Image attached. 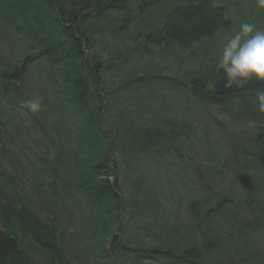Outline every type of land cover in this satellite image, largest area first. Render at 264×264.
<instances>
[{"label":"trees","instance_id":"1","mask_svg":"<svg viewBox=\"0 0 264 264\" xmlns=\"http://www.w3.org/2000/svg\"><path fill=\"white\" fill-rule=\"evenodd\" d=\"M172 1L182 4L170 10ZM215 1H0L21 18L22 24L18 25L26 28L30 41V50L19 58L18 65H6L3 70L1 95L4 97V88L14 84L32 61L44 58V69H49L46 77H52L62 98L60 109L74 115L71 123L75 132L69 143L75 160L59 158L47 169L61 185L67 182L65 175L72 169L70 180L89 209L85 236H77L82 252L74 255V260H78L75 264H87L90 254L95 264H103V254L107 252L104 248L108 246L109 257H117L110 264H264V247L251 248L250 243L263 234L264 203L252 199L251 193L258 189L249 186V176L264 173V114L258 112L255 104L256 91L264 85L249 82L243 87H225V77L216 67L218 49L213 51L211 42L232 30L233 21L227 6ZM13 29L20 33L19 27ZM135 32L137 36L133 35ZM138 37L143 46L163 47L167 51H185L206 43L203 51L207 61L189 77L188 90L204 118L207 113L202 112V107L217 111L232 169L246 188L232 199L221 195L213 204L209 197L201 201L191 198L186 203V225L162 217L174 214L175 204L179 203L175 192L168 190L166 196L143 169L133 165L137 157L160 165L165 159L178 156V143L189 139L190 128L184 121L158 116L160 107L153 108L144 101L138 102L130 113H124V106L110 112L116 92L106 88L101 76L103 67L93 52L102 44L98 51L105 56L103 66L108 68L110 64L113 69L115 63L126 61L120 58L118 43L127 47L130 42L136 43ZM52 70L57 72L51 74ZM57 79L63 81L65 92L60 91L62 84ZM129 87H134V83L124 85ZM237 127L241 130L229 134ZM81 153L85 159L80 164L76 158L81 159ZM5 159H0V264H36V253L47 254L51 262L57 259L61 264H71L65 239L68 232L59 227L54 215L42 217L24 197L23 182L12 180L8 169L26 167L15 164V159ZM116 159L139 174L130 183L127 181L126 187L117 186ZM57 165L68 169L59 175ZM239 200L248 206L252 220L220 216L224 210L232 211ZM122 216L127 217L126 224L120 222ZM221 222L226 226H220Z\"/></svg>","mask_w":264,"mask_h":264},{"label":"rangeland","instance_id":"2","mask_svg":"<svg viewBox=\"0 0 264 264\" xmlns=\"http://www.w3.org/2000/svg\"><path fill=\"white\" fill-rule=\"evenodd\" d=\"M215 2L217 5L227 6L233 21V29L220 35L218 41L211 42L213 51L216 48L219 52L224 38L234 33L242 22H251L258 28L264 29V9L257 7V0H217ZM164 4L167 5V2H163V8H165ZM181 4V2L172 1L169 6L173 8L170 10ZM8 13H10L9 17L0 14V76L6 65H16L18 59L30 50L27 46L30 41L26 28L18 25L22 24L21 18H17L18 15L14 10L7 9L5 14ZM154 13L158 15L159 12L154 11ZM14 26L19 27L20 33L14 31ZM138 30L141 32L142 28ZM133 35L137 36V32ZM136 41V43L130 42L127 47L118 43L120 58L126 61L115 63L113 69L110 64H107L108 68L103 66L105 56L98 51L102 44L95 47L93 52L103 67L101 76L104 78V84L107 85L106 88L110 87V91L116 92L112 110L115 107L123 108L124 106V113H130L140 101L155 108L157 106L153 103V98L158 97L155 95L159 94L162 98H156L160 107L158 116L184 121L187 128H190L188 129L189 139L178 143L180 149L178 156L169 157L160 165L152 166V163L144 162L141 167L153 184L163 188L162 192L166 196L170 190L175 192L174 196L178 199L179 203L175 204L174 214L167 213L162 217L176 224L186 225L189 223L185 215L186 203L190 202L191 198L201 201L209 197L213 204L215 200L220 199L221 195L232 199L235 195L244 193L246 188L242 184V178L235 169H232L230 156L225 149V141L221 133L224 131L223 125L220 123L217 111L214 107L209 109L202 107V112L207 113L204 118L199 111L201 107L197 105L188 90L189 77L196 70L203 68V64L207 61L203 51L207 49L206 43L185 51L182 49L167 51L163 47L143 46L140 37ZM110 51H113L112 47ZM44 63H46L44 59H36L29 66L22 83H18L21 95L3 97L0 92V117H4L1 134L5 143L2 152L9 157V161L15 159V164L26 167V169H8L13 176L12 180L23 182L25 187L20 186L24 191V197H27L26 199L33 204L42 217L51 218L54 215L59 227L68 232V234L65 232V239L68 240L66 243L69 245L68 258L71 264H75L78 260H74V255L82 252L81 242L78 241L77 236H85V222L89 209L80 195L81 192L70 180L74 174L72 169L65 175L67 182L62 185L47 169L59 158L75 160L71 154L73 147L69 143V138L75 129L71 123L74 115L69 112L64 113L60 109L62 98L52 77L49 74V77H46L49 69L44 71ZM56 72L52 70L50 73ZM140 77L147 78L149 84L140 88L139 83H136L131 89L124 88L126 83ZM60 80L57 79L58 83L62 84L60 91L62 89V92H65V85ZM0 83L2 85L1 81ZM34 97L42 99L40 112L36 115L25 114L26 110L21 107L22 101ZM57 101L60 103L57 104ZM239 128L237 127L229 134L235 135V132L241 130ZM83 158L85 159V155L81 153V159L77 157L76 162L81 164ZM116 164L117 176L114 175V177H117L119 185L126 187L127 181L130 183L132 178L135 180V177L139 176L134 168L124 167L120 159H116ZM33 167L40 169H33ZM63 171L64 169H59L58 174L61 175ZM114 177H110V180L113 181ZM249 180L252 190L253 187L258 189L255 191L257 194L254 191L250 192L252 199L258 204H263L264 173L251 175ZM163 204L165 205V202ZM167 204L170 208V204ZM227 215H233L234 218L236 216L238 219L241 217L245 222L253 219L252 213L243 200H239L232 211L224 210L220 216L227 217ZM126 218L120 217V222L126 224ZM219 225L226 226L223 222ZM227 230L228 228H225L226 232ZM118 233L122 234L119 231ZM262 233L259 238L250 240L251 248L259 245L264 247V230ZM88 243L86 239L87 246H89ZM109 249L110 246L104 248L107 252L103 254V264H110ZM34 256L36 264H61L57 259L51 262L47 254L36 253ZM86 258L87 264H95L93 255L90 254Z\"/></svg>","mask_w":264,"mask_h":264},{"label":"clouds","instance_id":"3","mask_svg":"<svg viewBox=\"0 0 264 264\" xmlns=\"http://www.w3.org/2000/svg\"><path fill=\"white\" fill-rule=\"evenodd\" d=\"M257 7L264 9V0H257ZM216 67L225 77V87H243L249 82L264 85V29L242 22L234 33L224 38ZM255 104L258 112L264 114V87L257 89ZM21 107L25 114L36 115L42 108V99H26Z\"/></svg>","mask_w":264,"mask_h":264},{"label":"bare ground","instance_id":"4","mask_svg":"<svg viewBox=\"0 0 264 264\" xmlns=\"http://www.w3.org/2000/svg\"><path fill=\"white\" fill-rule=\"evenodd\" d=\"M0 12L1 13H6L7 12V8L3 4H0ZM33 63H34V61H32L30 64H33ZM26 73H27V71H25L23 74H21V76H18V79H17V81H15L14 84L8 85V86H6L4 88V90H3L4 91V93H3L4 97L21 95V93H20V91L18 89V83H22ZM147 84H149L147 78L143 79L142 77H140V80H139L140 88L145 86V85H147ZM156 98H162V97L158 96V97L153 98V103L157 107H159V103H158L159 101H157ZM111 107L112 106H109V111L110 112L113 111ZM3 122H4V117H2V118L0 117V159L1 160L4 159V161H5L6 160L5 159L6 155H3V152H2V150L4 149L5 143H4L3 136L1 134V131L3 129ZM133 123H134V121H133ZM144 162H147L145 158L137 157V159L134 161V165L133 166H136L138 169H141V167L144 164ZM57 168L58 169H68V168L62 167L60 165H57ZM108 259L111 260V261H114V260L117 259V257L116 256H110V257H108Z\"/></svg>","mask_w":264,"mask_h":264}]
</instances>
